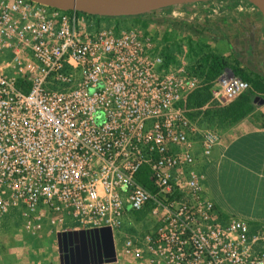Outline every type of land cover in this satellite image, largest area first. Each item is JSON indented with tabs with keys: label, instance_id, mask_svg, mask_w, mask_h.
<instances>
[{
	"label": "built area",
	"instance_id": "2783aa9c",
	"mask_svg": "<svg viewBox=\"0 0 264 264\" xmlns=\"http://www.w3.org/2000/svg\"><path fill=\"white\" fill-rule=\"evenodd\" d=\"M205 2L136 16L206 25ZM112 18L0 0V218L16 209L32 232L47 221L68 258L103 257L96 230L109 226L116 259L264 264V227L223 216L206 192L220 133L200 119L247 81L218 76L191 106L198 72L167 61L154 34Z\"/></svg>",
	"mask_w": 264,
	"mask_h": 264
},
{
	"label": "rangeland",
	"instance_id": "374dc122",
	"mask_svg": "<svg viewBox=\"0 0 264 264\" xmlns=\"http://www.w3.org/2000/svg\"><path fill=\"white\" fill-rule=\"evenodd\" d=\"M207 2L204 5H206L205 11L207 13L209 12V16L207 14L208 17L205 18L206 21L204 23L206 25L213 24L214 22L218 24L216 25L217 28H215V31H210L212 34L214 33L213 37L211 33L202 31L201 25L198 27L183 23L156 20L147 15L139 17H113L109 23L122 27H138L146 31L147 25L151 23L153 27L150 31L154 33L159 43L163 45L164 51H170L175 62L186 63L187 67L198 72L200 86L197 89H199L201 97H204L205 93L203 91L206 86V64L211 60L209 58L205 62L208 55L224 57L229 65H231L219 76L234 74L231 68L232 65L240 67L245 75H248L245 78L248 83L247 90L233 98L224 106L216 107L214 105L205 111L200 119L205 126L211 127L218 133H221V130L233 125L241 118L251 116L255 113L257 114L264 103V79L260 77L259 73L256 75L250 72V64L246 61V55L242 50L243 46L236 47L239 44L238 42L243 40L244 36L242 37L241 35L242 30L246 31V23L253 20L249 15L260 12L247 0H215L213 3ZM212 5L219 9L218 13L213 16L210 10V7H213ZM239 6L244 7L243 10L239 9ZM252 22L254 23V21ZM250 32L254 37L256 36V29L254 27L250 29ZM233 34L234 36L242 38L235 39L236 37H230L228 40H222L224 37L228 38L227 36ZM200 65H202V70H199ZM251 70L258 72L259 68L255 66V69ZM215 81L216 79L212 81V84ZM241 95L246 96L245 106L241 105ZM235 104H240V112L243 111L239 117L235 115L231 116L235 112L233 107ZM228 106H232V111L229 109L228 112H225L224 107ZM24 223L23 215L16 209H12L4 217L0 218V264H71V261L67 263L63 261V256L68 254V252L61 246V242L58 241L56 228L43 220L41 227L37 231L32 232L25 229ZM64 226L75 227L70 222H67ZM140 227H144V224L143 226L140 225ZM121 232H129V228L124 227L121 229ZM120 245L121 238L119 236L117 237V247L119 250ZM95 257L94 259H96ZM99 264L145 263L134 261L132 258L119 252V256L115 261Z\"/></svg>",
	"mask_w": 264,
	"mask_h": 264
},
{
	"label": "crops",
	"instance_id": "0c3cea01",
	"mask_svg": "<svg viewBox=\"0 0 264 264\" xmlns=\"http://www.w3.org/2000/svg\"><path fill=\"white\" fill-rule=\"evenodd\" d=\"M249 16L254 23H246V31L242 30L241 35L243 40L236 47L243 46L246 61L251 58L259 68L264 61V20L258 12ZM216 25L215 22L207 24L211 31L216 30ZM152 27L149 23L146 29L154 34L150 31ZM252 27L256 29L255 37L250 32ZM227 37L222 40L242 38L234 34ZM205 172L207 195L223 216L234 215L245 219L251 226L264 227V103L257 114L243 117L221 130L220 140L211 152ZM85 257L88 261L94 259L79 251V256L74 254L73 262L77 264Z\"/></svg>",
	"mask_w": 264,
	"mask_h": 264
},
{
	"label": "water",
	"instance_id": "95a60500",
	"mask_svg": "<svg viewBox=\"0 0 264 264\" xmlns=\"http://www.w3.org/2000/svg\"><path fill=\"white\" fill-rule=\"evenodd\" d=\"M39 4H44L53 8H57L65 11H79L89 15L105 16V17H128L136 16L152 12L161 8H165L174 4H187L193 2H202L209 0H30ZM253 4L260 12L264 20V0H247ZM252 69H255V65L250 64ZM264 76V63L259 65V70ZM99 234L101 242L102 255L98 258L88 261L85 257L82 261H78L77 264H92L102 262H113L116 260L115 246L113 240L112 230L109 226H103L96 230ZM83 235V232H80ZM60 235L58 241L60 240ZM83 255H86L83 250ZM74 254H78L79 249L76 252H71V264L73 262ZM67 263V262H66Z\"/></svg>",
	"mask_w": 264,
	"mask_h": 264
},
{
	"label": "trees",
	"instance_id": "16d2710c",
	"mask_svg": "<svg viewBox=\"0 0 264 264\" xmlns=\"http://www.w3.org/2000/svg\"><path fill=\"white\" fill-rule=\"evenodd\" d=\"M95 17H97V16H95ZM136 17H138V16H136ZM118 18H122V17H118ZM201 29L204 32L211 33L210 32L211 28L208 27L207 25H201ZM165 57H166L167 61L173 60V56H172L170 51H166L165 50ZM209 58H211V60L209 62H207V60H209ZM205 62H207V64L205 63L206 64V79H205L206 80V82H205L206 86H205V89L203 91V92H205L204 93V97H201V93H200L199 89H196L190 95V98H189V101H188L189 105H191V106H194V105L199 106L202 103H204L205 100H207L208 97L210 96V87L212 85V81L215 80L222 72H224L227 69V67L231 66V65H229L228 61L224 57L215 56V55H208L206 57V59H205ZM248 62H249V64L253 63L255 65V63L252 61L251 58L248 59ZM249 67H250V72L251 73H254L256 75L259 73L260 77L264 79V76L261 74L260 71H258V72L255 71L254 72V70H251L252 69L251 66H249ZM231 68L233 70L234 75H237V76H239V77H241L243 79L247 78L248 75H245V73L243 72V70L240 67L232 65ZM199 70H202V65L199 66ZM194 96H195V99H194ZM245 101H246V96L241 95V100H240L241 105L245 106ZM241 105L240 104H235V106H233L235 112L232 113L231 116L235 115V116L239 117V115H242L243 111L240 112ZM229 109H231V111H232V106L231 107H229V106L228 107H224V111L225 112H228ZM219 110L221 111V109H219ZM142 182L145 185H147V183H145V180H142Z\"/></svg>",
	"mask_w": 264,
	"mask_h": 264
},
{
	"label": "flooded vegetation",
	"instance_id": "af4514ba",
	"mask_svg": "<svg viewBox=\"0 0 264 264\" xmlns=\"http://www.w3.org/2000/svg\"><path fill=\"white\" fill-rule=\"evenodd\" d=\"M87 235H85V237H86ZM78 235L76 234V235H72L70 238H73V239H78ZM61 245L64 247V245H65V239L64 238H61ZM95 255L94 254H92L91 255V257H94ZM63 261H65V262H67L68 261V256H67V254H65L64 256H63Z\"/></svg>",
	"mask_w": 264,
	"mask_h": 264
}]
</instances>
